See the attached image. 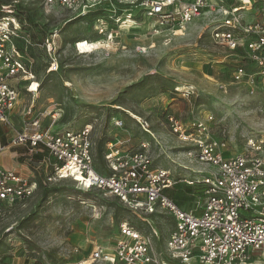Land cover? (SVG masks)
I'll return each instance as SVG.
<instances>
[{
    "label": "rangeland",
    "instance_id": "rangeland-1",
    "mask_svg": "<svg viewBox=\"0 0 264 264\" xmlns=\"http://www.w3.org/2000/svg\"><path fill=\"white\" fill-rule=\"evenodd\" d=\"M1 1L30 16L33 24L25 28L36 44L24 58L37 84L32 91H37H27L32 79L17 85L15 129L27 120L22 113L32 105V115L44 128L52 125V131L91 125L100 173H106L105 143L118 138L129 140L126 147L132 152L148 143L152 168L189 180L199 167L184 156L186 147L170 131L168 116L183 123L211 116V137L227 140L230 153L242 152L248 138L264 139L263 95L259 90L250 95L247 84L234 81L236 58L212 41L208 20L170 36L156 32L146 18L108 21L101 27L96 13L77 17L62 9L45 10L41 0ZM256 12L254 8L247 19ZM100 28H106L103 34ZM52 63L57 70L50 72ZM243 65L248 67L246 61ZM116 121L122 126L114 127ZM8 152L0 163L16 153L23 169L12 168L36 189L18 205L0 208V264H110L94 258V251L111 250L124 221L143 228L157 249L165 243L169 216L147 218L102 192L81 191L75 181L53 176L52 167L43 163L46 153ZM49 161L57 163L52 157Z\"/></svg>",
    "mask_w": 264,
    "mask_h": 264
},
{
    "label": "built area",
    "instance_id": "built-area-1",
    "mask_svg": "<svg viewBox=\"0 0 264 264\" xmlns=\"http://www.w3.org/2000/svg\"><path fill=\"white\" fill-rule=\"evenodd\" d=\"M41 2L45 10L62 9L77 17L96 13L101 27L108 21L146 18L153 21L156 32L170 36L181 35L195 21L206 19L212 41L236 58V66L232 67L234 81L247 84L250 95L259 90L264 100V0ZM122 6L129 9L122 12ZM254 8L257 12L248 20L247 14ZM1 10L4 14L0 17V156L13 149H25L27 155L33 156L46 153L43 163L52 167L56 178H82L89 184L88 191L109 195L134 213L147 218L165 215L172 220L165 243L159 249L154 238L143 233V228L139 230L124 221L113 248L95 250L94 258L110 264H257L258 260H264L263 138H248L242 152L230 153L227 140L211 137L208 127L211 116L186 123L168 116L170 131L186 147L184 156L199 167L193 178L152 168L148 143H141L140 150L132 152L126 147L129 140L118 138L105 143L106 173H100L95 166L91 125L52 131V125L44 128L40 119L32 115L31 105L22 113L27 120L14 128L19 100L17 85L33 78L24 58L33 45L13 7ZM104 30L100 28L99 33ZM245 61L247 68L243 65ZM48 70L56 71V64L52 63ZM29 84L27 91L34 84L33 79ZM113 125L119 128L122 122ZM144 131L148 133L146 128ZM51 157L57 163L52 164ZM179 185L202 192L189 195L192 201L179 206L166 193ZM35 189L36 184L15 168L0 165V208L18 205L30 198ZM153 235L156 236L155 231Z\"/></svg>",
    "mask_w": 264,
    "mask_h": 264
},
{
    "label": "trees",
    "instance_id": "trees-1",
    "mask_svg": "<svg viewBox=\"0 0 264 264\" xmlns=\"http://www.w3.org/2000/svg\"><path fill=\"white\" fill-rule=\"evenodd\" d=\"M8 5H5L4 2H2L0 0V17L4 14L2 12V7H7ZM11 6V5H10ZM13 7V13L15 14V16H17V18L19 19L20 23L23 24V26H30V24H33L32 20L30 19V16L27 15L25 12H23L19 6H17L16 4L12 5ZM26 29V28H25ZM33 46L29 47L27 49V53L31 55V53L35 50V46L36 44H32ZM26 53V54H27ZM35 156V155H34ZM42 157L40 158H35V160H41ZM202 192L201 189H195V190H192L190 189L189 187L186 188V190H177V191H174V190H170V191H167V196L172 200L174 201L177 205L181 206L183 204H185L186 202H189V200H191V194L193 193H200Z\"/></svg>",
    "mask_w": 264,
    "mask_h": 264
},
{
    "label": "crops",
    "instance_id": "crops-1",
    "mask_svg": "<svg viewBox=\"0 0 264 264\" xmlns=\"http://www.w3.org/2000/svg\"><path fill=\"white\" fill-rule=\"evenodd\" d=\"M5 152L7 153L8 151H5ZM0 165L5 167L6 169L12 168V167H14V165L19 166V168L21 167L20 169H23L22 165L19 164V162H18V155L16 153H10L9 157H6V162L4 164L0 163Z\"/></svg>",
    "mask_w": 264,
    "mask_h": 264
},
{
    "label": "bare ground",
    "instance_id": "bare-ground-1",
    "mask_svg": "<svg viewBox=\"0 0 264 264\" xmlns=\"http://www.w3.org/2000/svg\"><path fill=\"white\" fill-rule=\"evenodd\" d=\"M79 51H80V53H85L83 49H80ZM34 84H32L31 89H30L29 92H36L37 91V90L36 91H32V87H33ZM35 85L37 86V84H35ZM69 179L75 181L79 185L81 191H83V192H87L88 191L89 184H88V182L86 180H84L82 178H79V177H70Z\"/></svg>",
    "mask_w": 264,
    "mask_h": 264
}]
</instances>
